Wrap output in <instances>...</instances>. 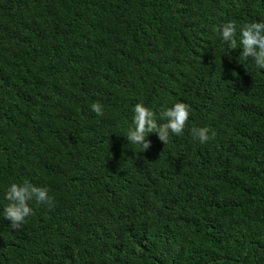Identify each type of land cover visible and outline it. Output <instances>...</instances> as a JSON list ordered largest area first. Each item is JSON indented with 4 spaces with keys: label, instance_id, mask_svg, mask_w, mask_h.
<instances>
[{
    "label": "trees",
    "instance_id": "1",
    "mask_svg": "<svg viewBox=\"0 0 264 264\" xmlns=\"http://www.w3.org/2000/svg\"><path fill=\"white\" fill-rule=\"evenodd\" d=\"M0 264H264V0H0Z\"/></svg>",
    "mask_w": 264,
    "mask_h": 264
}]
</instances>
